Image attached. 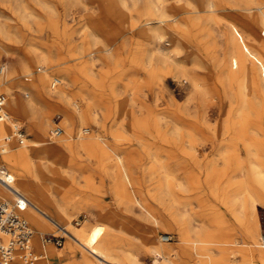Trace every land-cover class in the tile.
<instances>
[{"label":"rangeland","instance_id":"rangeland-1","mask_svg":"<svg viewBox=\"0 0 264 264\" xmlns=\"http://www.w3.org/2000/svg\"><path fill=\"white\" fill-rule=\"evenodd\" d=\"M45 1L57 6L58 13L51 14L50 11L30 3V9L35 16L30 17L28 25L22 23L19 14L10 8L0 7L2 20L16 30L17 36L4 41L0 56V74L14 72L16 60L24 61L26 53L22 47L28 40L36 44L47 42L54 28L62 31L63 26L67 24L68 33L74 43L84 49L83 53L78 51L81 56L73 59L66 51L56 52L61 64L48 66L30 63L23 72L16 74L20 84L15 88L16 92L30 98L33 93L24 84L33 83L45 70L51 74L50 82L54 77H66V71L70 67L87 65L89 75L95 82L90 84L89 81H83V77L78 74L79 80L71 82V90L76 93L87 90L90 97H98L103 111L106 112L100 119L99 128L103 129L109 138L113 137L115 120L124 118L128 122L120 126L121 136L117 145L130 155L135 174L143 186L142 195L150 209L160 218L157 222L138 206L119 204L108 177L100 170L95 159L88 157L84 152L62 150L53 155L52 159H65L70 163L69 177L53 180L47 175L43 180L51 185L52 192L57 196L69 198L73 203L87 201L72 212V223L79 224L77 226L89 231L95 240L112 250H133L136 261L126 264H163L161 257L160 261H154L155 253L145 244L147 231H155L158 242L175 247L173 259L177 264H201L203 256L224 257L226 264H264V256L257 249H252L248 243L249 225L253 220L248 224L241 217L242 209L233 212L225 203L234 195L233 185L216 189L213 176V167L221 165L227 167L224 178L229 181L238 179L241 174L236 175L233 171L235 156L246 162L243 173L249 174L250 150L258 151L264 167V107L261 105V113L252 118L248 116L250 114L241 116L238 110L241 85L229 82L224 77L226 63L237 58L241 44L247 48L245 55L250 69H254L255 61L260 60L264 64V26L253 20L257 10L245 8L248 0H217V15L212 13L210 16L208 11H201L196 17L197 26L190 24L185 16L186 12L180 10L176 17V26L161 25L162 38L156 42V46H147L136 34L149 18L144 12L143 1L137 3L127 0V7L133 10L132 16L137 22L134 29L136 33L123 27L120 21L110 18L101 0H71L66 12L69 14L67 17L64 14L65 8L57 0ZM191 1L202 9L203 0ZM94 19L101 28L94 32V38L104 42L116 40L109 55L103 48L98 47L99 44L90 48L88 30L82 27ZM203 26L205 30H202ZM233 36L234 43L230 41ZM203 39L208 42L201 43ZM155 47L161 52H169L171 59L165 63ZM145 52L152 57L154 63L159 64L161 82L151 90L144 86L133 98L129 89L128 72L134 69L137 55L146 54ZM182 67L190 69L189 74L199 80L197 89L191 86L186 75L181 72ZM59 86L60 83L55 87L52 85L53 91H57ZM0 89L2 90L1 86ZM2 91L9 101L8 91ZM25 91L26 94L32 95H25ZM255 104L257 105V101ZM64 109V104L55 103L52 126L41 136L45 146L61 142L65 131L62 129V135L58 136L53 134V129L61 127V114ZM6 110L9 118L24 128L28 138L26 142L33 146L31 138L34 136V127L29 123L27 116L10 110L7 102ZM240 118L247 124L246 134L241 138L235 136L238 132L235 128L238 126L227 125L228 122ZM137 119L163 124L168 128L167 138H162L156 130H137L132 125ZM249 138L254 142L253 147L248 145ZM220 145L228 152L226 159L217 156ZM235 147L236 155L231 154V149ZM168 177L172 184L169 187H159ZM253 192L255 196L264 197V193L257 188ZM241 196L237 194L236 197ZM177 216L190 222L195 229L192 232V242H183L180 239L179 225L175 220ZM256 218L259 223L264 218L262 203L256 206ZM30 225L34 232V263L44 258L38 254L43 253V250L39 249L37 238L43 247L47 244L54 246L58 251H62L68 242L77 247L75 255L58 261V264H83L86 258L98 261L86 250L78 248L79 245L66 235V231L57 230L54 224L50 223L51 228L40 234L31 223ZM47 234L54 237L63 235V244L57 245L56 238L43 243ZM164 235H169L170 240H164ZM29 258L33 259V255ZM14 261L15 259L10 264H14ZM98 263L102 264L100 261Z\"/></svg>","mask_w":264,"mask_h":264},{"label":"bare ground","instance_id":"bare-ground-1","mask_svg":"<svg viewBox=\"0 0 264 264\" xmlns=\"http://www.w3.org/2000/svg\"><path fill=\"white\" fill-rule=\"evenodd\" d=\"M57 1L65 8L64 14L67 17L69 14L66 12L71 0ZM101 1L103 8H105L110 18L120 21L123 27L129 29L132 33H136L134 29L137 27V22L133 19V10L127 7V0ZM134 1L137 3L143 1L145 8L144 12L146 16H149V18L145 20L144 26L136 33L147 46H156V42L162 38L163 33L161 25H169L170 27L176 26V17H178L180 10L186 12L185 16L189 20L188 22L193 26L198 25L196 17L201 11L206 10L211 16L212 13L217 15L216 11L218 10L217 0H203L201 3L202 9L198 8L191 0ZM30 3L39 6L41 9L44 8L50 11L51 14L58 13L56 9L57 6L45 0H0V7L10 8L13 12L19 14L22 23L28 25L30 17L35 16L30 9ZM245 8H255L257 10L256 18L253 20L264 26L263 0H248ZM34 13L36 14V12ZM66 17H64V24H66ZM97 22L96 19L91 20L86 22L82 28L88 30L87 36L88 41H90V48H94L95 45L99 44L98 47L103 48L102 50L109 55L112 53L111 48H113L112 46L116 40L104 42L94 38L92 36L94 32L101 29L98 27L99 25H97ZM202 30H205L204 26ZM15 31L16 30L12 29L2 20L0 14V56L4 41L12 40L14 37H17ZM188 33H190V30H188ZM50 36L47 42L42 41L38 44L28 40L24 47H22L26 53L24 61L21 59L16 60L17 66L14 72L0 74V86L2 90H7L10 96L9 101L7 100L9 109L19 115H26L29 123L34 127V136L31 138L33 146H30L29 143L26 142L28 138L25 139L24 143H19L16 141L17 139L13 137L14 128L17 125L22 127L17 121L14 119L11 120L9 116L8 118L0 120V140L3 141V139L7 137L13 138H11L10 142L0 151V172L4 169L7 173H10L9 170H11L12 173L10 174L13 177L10 186L2 182L0 183V193L11 201L16 200L17 192L26 197L27 203L21 213L27 221L36 228L39 234L47 232L51 228L50 223H52L57 227V230L66 231V235L79 245L78 248L81 247L86 250L102 264H126L128 262H135L136 257L133 250H122L120 252L112 250L95 240L89 231H86L83 227L77 226L79 224L72 223V212L76 208L81 207L82 203H87L86 200L73 203L69 198L66 199L57 196L52 192L51 185L43 180L47 175L51 176L53 180L69 177L70 163L65 159H52L53 155L58 154L62 150H68L73 153H87L88 157L98 162V167L108 177L113 193L119 204L123 206H138L145 210V214L152 216L157 222L160 220L158 214L156 215L155 212L150 209L145 197L142 195L143 186L135 174L134 165H132L129 159L130 155L117 145L120 141L118 138L121 136L119 133L120 126L128 122L124 118L115 120V129L112 130L113 137L109 138V136L102 131L103 129L100 130L99 128L101 127L100 119L106 112L103 111L98 97L95 95L93 98L90 97L86 92L87 90L77 93L71 90V82L75 83V81L79 80L77 77L78 74L83 77V81H89L90 84L91 82H95L89 75V68L87 65L77 66V68L76 66L70 67L66 71V77H54L50 82L49 78L51 74L45 70L33 83L29 85L24 84L32 91L31 93H33V96H31L32 94L28 95L26 94L27 91H25V95L31 96L30 98H25L20 93L16 92L15 88L20 85L17 80L18 75L16 74L23 72L30 63L35 62L54 66L61 64L60 58L55 54L56 52L64 53V51H66L73 59H77L81 56L78 52L79 50L80 53H83L82 51L84 49L76 45L71 38L72 36L68 33L67 24L63 26L62 31H58L54 28ZM230 41L234 43L235 36H233ZM207 42L208 41L205 39L201 41L203 44ZM155 49L158 50L159 57L165 63L166 60L169 58L171 59L169 52H161L157 47H155ZM246 50V46L241 44L237 58L231 59L230 62L226 63L224 77L228 79L229 82L241 85L242 90L239 95L238 110H240L241 116L245 117L246 114H250L248 116L252 118V116L261 113V107H264V64L260 60L255 61L256 65H254V69H250L246 62ZM93 52L94 51H92V53ZM145 53L147 54V52ZM146 54L140 53L137 55L134 62V69L128 72L130 77L129 89L133 98L137 92L143 90L144 86H148L151 90L155 85L161 82V68L159 64L154 63L152 57ZM235 67H237V69ZM1 69H3V65ZM189 70L182 67L181 72L186 75L191 86L197 89L200 82L189 74ZM56 79L59 80L58 83L55 82ZM59 83V89L53 91V87L57 86ZM20 88L23 87L20 86ZM254 100L257 101L258 106L255 104ZM55 103L65 105V109L62 110L63 112L61 114L63 115L62 122H60L61 127H59L65 131V134L59 144L45 146L41 136L42 134H46L52 126V114ZM228 123L227 125L238 126L235 128L238 131L235 134L236 137L241 138L246 134L247 124L244 119H234ZM153 124H155V126H153ZM132 125H134V128L137 130H156L158 135L162 138H167L166 131L168 128L163 124L137 119L134 120ZM54 130L55 129H53V131ZM63 130L59 135H62ZM248 145L254 146V142L251 138L248 140ZM235 152L236 147L231 149V154L234 153L236 155ZM227 153L228 152L222 145L218 146L217 156L220 159H226ZM258 155V151H249V174L243 173L246 162H244V160L241 161L239 157L235 156L233 171L236 175L238 173L241 174L238 179L229 181L224 178L227 167L221 165L213 167V176L216 180L214 183L216 189H225L229 185H233L235 191H233L232 194L234 195L229 197L225 203L231 207L233 212L242 209L240 212L241 217L248 224H250L249 221L253 220V223L249 225L248 243L252 249H257L261 255L264 256V245H261L259 242L260 223L256 218V206L258 203L264 204V197L255 196L253 192V190L257 188L264 193V167ZM170 184H172V181H170L168 177L167 181L159 184V187L163 188L165 185L169 187ZM176 184L178 183L176 182ZM173 187L175 188V186ZM237 194L242 196L236 197ZM175 220L179 225L178 230L180 239L183 242H192V232H194L195 229L192 228L191 223L183 220L181 216H177ZM43 239V243H45V237ZM36 243L39 249L43 250V253H38L44 257L43 259L34 263L33 261L36 259V253H30L29 250L24 253L18 251L13 263L26 264L33 262L32 264H58V261L62 259L66 260L67 257L75 255L77 252V247L71 242H68L67 246L63 248L62 251H58L54 246H49L47 244H44L43 247L38 238ZM145 244L155 253L156 259L154 261H160L161 259L159 258L161 257L163 264H177L173 259L175 247L158 242L156 240L155 231H147L145 233ZM33 249L35 248L33 247ZM84 250L83 252H85ZM30 255H33V259L29 258ZM98 261L95 262L86 258L85 261L83 260V264H99ZM200 261L201 264H226L224 257L210 258L203 256ZM70 263L68 262L67 264Z\"/></svg>","mask_w":264,"mask_h":264},{"label":"built area","instance_id":"built-area-1","mask_svg":"<svg viewBox=\"0 0 264 264\" xmlns=\"http://www.w3.org/2000/svg\"><path fill=\"white\" fill-rule=\"evenodd\" d=\"M59 82L58 79L55 80ZM7 96L0 89V120L8 118V112L6 110ZM62 129L57 127L54 131V135H59ZM13 137L17 139L19 143H24L26 139V132L23 127L16 126L14 128ZM12 138V137H11ZM11 138H5L0 140V149L2 150ZM13 139V138H12ZM13 177L10 173H7L4 169L0 172V183H5L10 186ZM27 203L26 197L17 192V198L15 201H11L4 197L0 193V264H10L18 254V251L24 253L26 251L32 252V237L33 229L27 219L22 215L21 211L24 209ZM56 238V244L62 245L65 237L63 235L54 237L47 234L45 241H51ZM164 240H170L169 235H164ZM259 242L264 245V218L260 222V238Z\"/></svg>","mask_w":264,"mask_h":264}]
</instances>
